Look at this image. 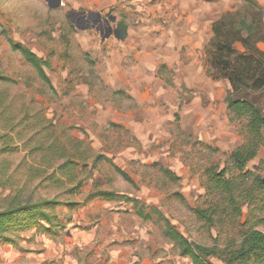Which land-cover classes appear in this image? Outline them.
<instances>
[{
	"label": "rangeland",
	"instance_id": "rangeland-1",
	"mask_svg": "<svg viewBox=\"0 0 264 264\" xmlns=\"http://www.w3.org/2000/svg\"><path fill=\"white\" fill-rule=\"evenodd\" d=\"M61 1L52 10L45 0H0V72L7 79L0 82V211L14 198L59 203L42 208L55 217L52 225L14 228L15 244L0 241V264H192L163 237L152 210L190 242L212 246L215 232L192 212L203 203L199 175L201 166L240 145L227 96L264 113V88L257 83L264 43L254 44L264 39V5L230 0L222 13L253 24L256 60L233 59L242 85L235 94L229 81L208 75L214 70L204 50L208 41L193 43L209 37L204 19L171 11L163 0ZM70 11L113 18L109 26L119 39L102 40L91 23L78 30ZM3 31L51 63L55 92L11 51ZM234 48L244 50L238 43ZM204 145L220 153L205 152ZM262 161L264 148L248 170ZM159 167L180 182H169ZM98 191L136 200L150 219L141 221L123 200L88 197Z\"/></svg>",
	"mask_w": 264,
	"mask_h": 264
},
{
	"label": "trees",
	"instance_id": "trees-1",
	"mask_svg": "<svg viewBox=\"0 0 264 264\" xmlns=\"http://www.w3.org/2000/svg\"><path fill=\"white\" fill-rule=\"evenodd\" d=\"M227 17L229 21L226 22ZM3 34L11 51L17 53L33 70L37 80L52 93L55 92L47 75L51 63L39 58L23 44L14 42L5 31ZM252 37V23H247L244 19L235 22L231 13L222 14L212 24V37L204 47L207 53L206 59L212 62L214 68L213 73L206 70L208 75L212 79L229 81L235 94L240 91L242 85L233 59L253 57L256 60L253 54L256 51L254 44L264 43V39L256 38L253 44L250 42ZM237 43L244 48L241 53L232 49ZM257 62L260 69L257 83L263 89L264 64L261 61ZM5 81L7 79L0 72V82ZM224 103L229 122L236 126L240 145L222 154V161L214 160L201 166L199 184L204 191L203 203L192 210L198 223L209 232H215L212 246L206 247L190 242L157 209L152 211L159 214L163 237L176 247L181 257L189 258L192 264H213L211 259H216L222 264H264V176L262 175L264 161L248 170V165L264 148V113L247 99L227 96ZM203 149L205 152L220 153L219 150L207 145H204ZM113 168L124 181L131 182L121 169ZM159 171L169 182L174 184L180 182V178L167 168L159 167ZM176 196L181 202L185 201L181 195L176 194ZM88 197L101 198L107 202L123 200L133 205L134 215L141 221L146 222L150 219V214L134 199L121 197L111 191H98ZM58 204L55 200H39L31 203L14 198L6 209L0 211V241L15 244L9 235L14 228L21 231L34 227L41 228L42 224L52 225V218L55 217L42 208ZM244 209H247L245 215ZM23 217L25 219L22 220Z\"/></svg>",
	"mask_w": 264,
	"mask_h": 264
},
{
	"label": "crops",
	"instance_id": "crops-1",
	"mask_svg": "<svg viewBox=\"0 0 264 264\" xmlns=\"http://www.w3.org/2000/svg\"><path fill=\"white\" fill-rule=\"evenodd\" d=\"M134 1V0H133ZM166 3L167 8L169 7V10L174 12L181 13L189 11L192 17L195 16V18L198 19H204L203 24H205L206 27H209L208 32L209 37L203 38L201 36L195 37L193 39V43L197 45H201L205 43L206 41L209 42V40L212 37V24L217 21L222 13L229 12L228 10L231 7L230 0H163ZM254 2H257V5H264V0H253ZM197 8H203L202 11L205 13L197 10ZM232 11V10H231ZM237 50L236 48H234ZM242 52V50H240Z\"/></svg>",
	"mask_w": 264,
	"mask_h": 264
},
{
	"label": "water",
	"instance_id": "water-1",
	"mask_svg": "<svg viewBox=\"0 0 264 264\" xmlns=\"http://www.w3.org/2000/svg\"><path fill=\"white\" fill-rule=\"evenodd\" d=\"M47 3V6L49 9H56L58 7H60L62 5V1L61 0H45ZM67 16L71 19L73 17H78V21H83L87 16L91 17V16H95L97 18H101L100 14L98 13H93V12H74V11H70L67 13ZM72 21V19H71ZM103 21L108 25L110 21H114L113 18H110L109 20L103 19ZM80 25H77V29L78 30H85L88 29L89 26L86 25V23H79ZM100 33L101 39H107L109 38L111 35H114V37H116L117 39H119L120 34L119 31L117 29H112L110 26L106 27V29L104 30H99L97 29Z\"/></svg>",
	"mask_w": 264,
	"mask_h": 264
},
{
	"label": "flooded vegetation",
	"instance_id": "flooded-vegetation-1",
	"mask_svg": "<svg viewBox=\"0 0 264 264\" xmlns=\"http://www.w3.org/2000/svg\"><path fill=\"white\" fill-rule=\"evenodd\" d=\"M76 22H77V24H79V23H86V25H88L89 26V28L91 27L92 28V25L94 26V25H98V29L99 30H104V29H106V27H108L109 26V24L107 25L104 21H103V19H101V18H97V17H95V16H91V17H86L83 21H78V17H76ZM90 23L92 24V25H90Z\"/></svg>",
	"mask_w": 264,
	"mask_h": 264
}]
</instances>
